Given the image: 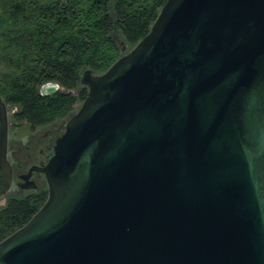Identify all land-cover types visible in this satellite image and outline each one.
I'll use <instances>...</instances> for the list:
<instances>
[{
	"label": "water",
	"instance_id": "95a60500",
	"mask_svg": "<svg viewBox=\"0 0 264 264\" xmlns=\"http://www.w3.org/2000/svg\"><path fill=\"white\" fill-rule=\"evenodd\" d=\"M126 49L16 176L48 194L0 264H264V0H166ZM7 131L0 96V198Z\"/></svg>",
	"mask_w": 264,
	"mask_h": 264
},
{
	"label": "trees",
	"instance_id": "16d2710c",
	"mask_svg": "<svg viewBox=\"0 0 264 264\" xmlns=\"http://www.w3.org/2000/svg\"><path fill=\"white\" fill-rule=\"evenodd\" d=\"M166 0H0V96L22 105L35 122L68 116L82 102L84 70L100 75L150 30ZM57 83L76 95L42 99L38 88ZM46 193L0 207V242L25 225Z\"/></svg>",
	"mask_w": 264,
	"mask_h": 264
},
{
	"label": "flooded vegetation",
	"instance_id": "af4514ba",
	"mask_svg": "<svg viewBox=\"0 0 264 264\" xmlns=\"http://www.w3.org/2000/svg\"><path fill=\"white\" fill-rule=\"evenodd\" d=\"M57 88L54 92L49 93L50 88L41 90L38 88L42 99L49 103L50 97L58 93L66 95H76L74 90H66L59 84L55 83ZM81 85V84H80ZM83 86V85H82ZM85 87V86H84ZM43 93V94H42ZM7 113V150L6 158L10 164L12 172V181L9 191L0 198V207L10 199H26L35 195L48 194L45 176L41 171H30V176L26 181H32L34 186L29 188H20L17 183L24 184L25 179L16 177L18 175H27L31 166L43 168L54 152L56 141L64 132L66 121L74 114V109L79 108L81 102H76L71 105L68 116L59 118L58 115H47L44 118H39L35 122L27 119L22 113V105L11 104L5 102Z\"/></svg>",
	"mask_w": 264,
	"mask_h": 264
},
{
	"label": "rangeland",
	"instance_id": "374dc122",
	"mask_svg": "<svg viewBox=\"0 0 264 264\" xmlns=\"http://www.w3.org/2000/svg\"><path fill=\"white\" fill-rule=\"evenodd\" d=\"M131 48H133V46L130 47V48L128 47V50H130ZM126 51H127V49H126ZM126 51H125V52H126ZM125 52H124V53H125ZM76 112H77V109H74L72 113H76ZM0 204H1V201H0Z\"/></svg>",
	"mask_w": 264,
	"mask_h": 264
}]
</instances>
